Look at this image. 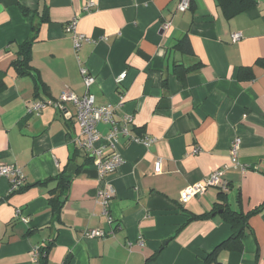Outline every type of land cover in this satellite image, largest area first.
<instances>
[{"label": "crops", "instance_id": "obj_1", "mask_svg": "<svg viewBox=\"0 0 264 264\" xmlns=\"http://www.w3.org/2000/svg\"><path fill=\"white\" fill-rule=\"evenodd\" d=\"M193 1L181 12V0H0V165L26 178L10 193L11 179L0 177V264H35L33 252L52 241L46 264H206L233 234L216 203L244 214L264 205V0L233 18L216 0ZM89 2L95 6L84 12ZM74 18L91 39L79 50L65 31ZM235 33L241 41L233 42ZM31 35L34 76H20L13 64ZM184 37L192 53L175 48ZM242 68L253 80L240 79ZM83 70L95 79V104L111 106L119 127L131 119L142 139L120 135L113 148L105 138L112 126H98L96 147L124 159L106 181L115 191L111 223L97 202L98 168L76 144L74 105L30 112L35 101H59L65 92L83 97ZM65 170L73 179L57 223L49 204L56 182L33 185ZM216 171L228 190L180 201ZM91 230L108 236L87 237ZM210 264H264V210L249 219L243 250L221 249Z\"/></svg>", "mask_w": 264, "mask_h": 264}, {"label": "built area", "instance_id": "obj_2", "mask_svg": "<svg viewBox=\"0 0 264 264\" xmlns=\"http://www.w3.org/2000/svg\"><path fill=\"white\" fill-rule=\"evenodd\" d=\"M95 6L94 2H89L84 7V12H90L91 8ZM190 7V0H181L179 5V11L185 12ZM78 18H74L65 27L67 34L73 37L75 50H79L84 42H90L91 39L86 35L80 34L78 32ZM171 26L168 23L165 28ZM243 38L241 33H235L232 35L233 42H239ZM84 81L87 87V93L80 97L73 92H65L62 94L59 101H35L34 105L30 109V112L40 113L43 109L48 106H54L56 108H62L63 103H71L76 108V118L80 128V135L76 141L77 147L82 151H85L94 160V164L99 171V179L101 182V188L98 190L97 202L101 206L103 215L107 218L109 223L113 221L110 215L109 207L110 203L114 198L115 191L113 187L107 184L108 177L118 171L124 164V159L121 155L117 153H112L110 155H103L101 149L97 148V143L101 140L102 135L98 129L101 123H107L112 126L109 135L106 138L114 148L119 139L120 135L129 137L131 141H141L142 139L137 138L131 133L130 124L131 119L125 124V126L119 127L114 121L115 111L111 106H98L95 104V97L90 93V87L94 84L95 79L92 75H89L87 71L82 72ZM126 78V74L120 76L118 82H121ZM241 147L240 139L236 138L230 150L231 162L233 165H237L238 151ZM195 154L199 153L198 149L194 150ZM155 172H162V161L159 159L155 163ZM0 177H7L11 179V189L10 193H16L24 187L26 178L22 173L21 169L14 166L0 165ZM211 187H219L223 191L228 190V184L223 179V171H216L209 175L203 182L193 184L184 189L181 193L180 201L182 203H188L192 199L201 196ZM87 237L90 238H106L108 233L102 230H91L86 233ZM140 245H143L142 241H139ZM134 243H129V248L132 249ZM34 263L38 264L39 259V249L33 252Z\"/></svg>", "mask_w": 264, "mask_h": 264}, {"label": "trees", "instance_id": "obj_3", "mask_svg": "<svg viewBox=\"0 0 264 264\" xmlns=\"http://www.w3.org/2000/svg\"><path fill=\"white\" fill-rule=\"evenodd\" d=\"M216 1L219 7L223 10L227 18H233L257 5L256 0H216ZM194 6H195L194 1L190 0L189 9H194ZM33 28H32V31L34 33ZM35 38L36 37L31 35L30 38L21 46L19 60L13 64L14 69L20 76H26V75L34 76L33 68L30 64V61H31V49H32L33 43L35 42ZM175 48L185 53H192V49H191L188 37H184L183 39L179 40L178 43L175 45ZM258 63L262 64L263 61L259 60ZM193 69H197V67ZM239 77L241 80H253L254 76H253L252 69L242 68L240 71ZM36 81L38 82V80ZM37 86H39V84H37ZM38 88L39 87H37V89ZM1 89H2V84L0 85V91ZM76 155L79 156L78 151ZM75 157H73V160H75ZM72 179H73V175L70 174L68 170H65L64 172L59 174L57 177H54L53 179H49L45 182H38L33 185V186L46 185L51 180H54L56 182L55 189L49 192V204L53 210V213L55 216L54 217L55 222L57 223L60 222L61 210L68 200V193H69L70 185L72 183ZM22 190L23 188L17 192H20ZM219 196L222 197L223 194L221 193ZM218 208L223 210L224 219L227 223L231 225L233 234L231 238L228 239V241L224 242L213 253L208 255V260L206 264H210L212 260H216L218 252L221 249H227L229 251H237V252H240L243 250V238L245 236L246 229L249 227V219L253 215H256L260 213L261 211H263L264 205L256 208L255 210L247 214H244L241 211L232 210L227 204L216 203L215 211ZM212 213L213 212L209 213L208 215L206 214L204 216H195L192 219L196 220V219H200L206 216H211ZM54 242L55 241H52L46 247L44 248L42 247L39 249L38 264H46L48 253L50 249L53 247ZM159 253L160 251H158V253L153 257V259H155Z\"/></svg>", "mask_w": 264, "mask_h": 264}, {"label": "water", "instance_id": "obj_4", "mask_svg": "<svg viewBox=\"0 0 264 264\" xmlns=\"http://www.w3.org/2000/svg\"><path fill=\"white\" fill-rule=\"evenodd\" d=\"M76 167L75 166H70L69 167V172H71L72 174L75 173Z\"/></svg>", "mask_w": 264, "mask_h": 264}]
</instances>
